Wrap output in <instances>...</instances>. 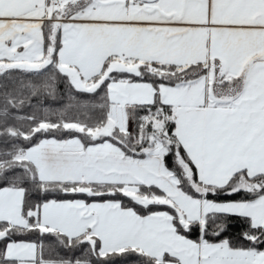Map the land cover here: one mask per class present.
Returning a JSON list of instances; mask_svg holds the SVG:
<instances>
[{
  "label": "snow or ice",
  "instance_id": "snow-or-ice-1",
  "mask_svg": "<svg viewBox=\"0 0 264 264\" xmlns=\"http://www.w3.org/2000/svg\"><path fill=\"white\" fill-rule=\"evenodd\" d=\"M0 264H264V0H0Z\"/></svg>",
  "mask_w": 264,
  "mask_h": 264
},
{
  "label": "trees",
  "instance_id": "trees-1",
  "mask_svg": "<svg viewBox=\"0 0 264 264\" xmlns=\"http://www.w3.org/2000/svg\"><path fill=\"white\" fill-rule=\"evenodd\" d=\"M61 91H63V85H61ZM47 104H52L54 107L57 106L60 102L57 101H46Z\"/></svg>",
  "mask_w": 264,
  "mask_h": 264
}]
</instances>
